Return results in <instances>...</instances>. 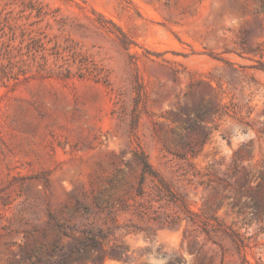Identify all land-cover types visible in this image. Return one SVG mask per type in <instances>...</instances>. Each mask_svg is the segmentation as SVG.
<instances>
[{
	"label": "rangeland",
	"instance_id": "obj_1",
	"mask_svg": "<svg viewBox=\"0 0 264 264\" xmlns=\"http://www.w3.org/2000/svg\"><path fill=\"white\" fill-rule=\"evenodd\" d=\"M56 223L129 248L71 264H264V0H0V264Z\"/></svg>",
	"mask_w": 264,
	"mask_h": 264
},
{
	"label": "trees",
	"instance_id": "obj_2",
	"mask_svg": "<svg viewBox=\"0 0 264 264\" xmlns=\"http://www.w3.org/2000/svg\"><path fill=\"white\" fill-rule=\"evenodd\" d=\"M141 169L143 172H148L150 170L149 163L142 160ZM56 227L57 234L43 258L39 255L35 256L33 249L27 250L26 248H22V256L26 259L35 256L36 261L43 264H71L88 257L94 262L100 258L97 256L95 259L91 256V253L95 251L107 252L105 254L118 260L128 256L129 248L122 241L110 247L109 251L105 250L104 246L108 241V235L101 228L86 227L75 234L72 232L73 227L69 228L72 233L68 232L62 224L56 223Z\"/></svg>",
	"mask_w": 264,
	"mask_h": 264
}]
</instances>
